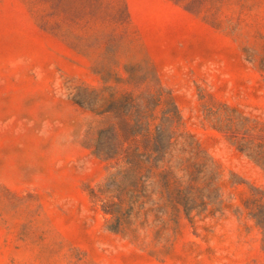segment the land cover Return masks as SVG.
Wrapping results in <instances>:
<instances>
[{
    "label": "rangeland",
    "instance_id": "obj_1",
    "mask_svg": "<svg viewBox=\"0 0 264 264\" xmlns=\"http://www.w3.org/2000/svg\"><path fill=\"white\" fill-rule=\"evenodd\" d=\"M0 264H264V0H0Z\"/></svg>",
    "mask_w": 264,
    "mask_h": 264
}]
</instances>
